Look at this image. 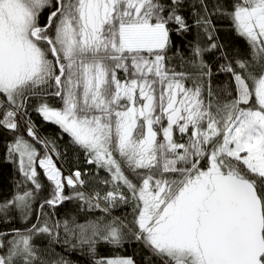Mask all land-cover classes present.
Returning <instances> with one entry per match:
<instances>
[{
	"label": "snow or ice",
	"instance_id": "1",
	"mask_svg": "<svg viewBox=\"0 0 264 264\" xmlns=\"http://www.w3.org/2000/svg\"><path fill=\"white\" fill-rule=\"evenodd\" d=\"M4 166L0 264H264V0H0Z\"/></svg>",
	"mask_w": 264,
	"mask_h": 264
},
{
	"label": "trees",
	"instance_id": "2",
	"mask_svg": "<svg viewBox=\"0 0 264 264\" xmlns=\"http://www.w3.org/2000/svg\"><path fill=\"white\" fill-rule=\"evenodd\" d=\"M238 43L240 44L241 47L243 46L242 42H238ZM45 131L51 132L53 131V129L49 128V129H46ZM10 171H11L10 166H4L2 168V177H0V179H2L3 181V186H4L5 191H7L9 183H10V180H9Z\"/></svg>",
	"mask_w": 264,
	"mask_h": 264
}]
</instances>
